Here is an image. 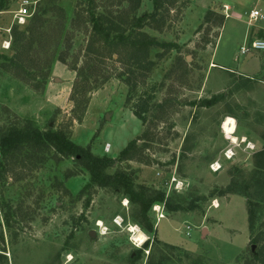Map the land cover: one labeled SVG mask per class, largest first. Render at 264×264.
Returning <instances> with one entry per match:
<instances>
[{
    "label": "rangeland",
    "instance_id": "rangeland-1",
    "mask_svg": "<svg viewBox=\"0 0 264 264\" xmlns=\"http://www.w3.org/2000/svg\"><path fill=\"white\" fill-rule=\"evenodd\" d=\"M29 1L24 22L15 19L22 0L0 9V136L59 130L114 158L136 138L133 158L105 172L123 171L147 193L163 189L182 208L155 203L157 221L153 204L151 232L122 192L86 186L74 156L23 145L0 156V264H260L251 245L257 252L264 242V51L239 48L251 28H264V0H161L156 11L151 0ZM253 9L263 17L248 25ZM91 13L157 42L145 77L130 49L93 51L102 43L90 45ZM140 93L153 94L143 123L131 106ZM227 116L234 142L221 128Z\"/></svg>",
    "mask_w": 264,
    "mask_h": 264
},
{
    "label": "trees",
    "instance_id": "trees-1",
    "mask_svg": "<svg viewBox=\"0 0 264 264\" xmlns=\"http://www.w3.org/2000/svg\"><path fill=\"white\" fill-rule=\"evenodd\" d=\"M151 1L155 11L162 4L161 0ZM2 5L3 0H0V9ZM154 13L155 12H152L148 16H139L135 18L137 26L138 23H145L149 18L153 19ZM96 18L100 19L101 17H93L91 13V25L95 32L92 35L90 45L92 46V44L96 41H100L102 45L93 49V51L98 52V49H107V51H111L115 50L117 46L118 48L123 46V48L130 49L131 58H133L132 63L136 65L137 69H139V74H141V68L145 69V73L142 75V77H145L147 73L151 71L153 64L150 59H146L149 46L155 45L157 42L153 39L141 42V33H139V36L130 32L124 34L123 29H112L111 26L103 25L102 20H96ZM112 31H115L114 35H112ZM262 36V38H264V34ZM24 37L25 35L22 32L21 36L15 39H24ZM76 81L78 85V83H80L79 81H87V79L83 76L77 78ZM152 99V93H140V95H138L132 102V113L134 117L142 123L145 121V114L150 108ZM136 141V138L130 140L122 149L119 150L117 156L114 158L108 156L106 153L101 155L92 154L88 148L78 146L69 137H67L64 132L59 130L47 129L45 131H40L35 127L24 129L11 128L6 134H2L0 136V156L9 157V159L13 158L16 152L19 151L20 147L23 145H30L38 149L42 147L46 149L52 148L55 153L60 156H74L80 166L83 167L89 174L86 186H88V184H92L98 187L109 188L114 192H122L128 202L135 203L138 206L137 214L140 217L141 225L152 232V223L148 217V212L153 204L164 202L165 206L171 210L181 209L182 206L180 204H170L168 197H165L163 189H157L147 193L146 187L144 188L141 185L135 187L132 179L123 171H115L114 173L105 172V169L112 166L117 160L132 159L134 156V149L136 148ZM191 205V207H196L194 202ZM6 221H8V218ZM252 241L255 242L259 240L252 238ZM147 244L148 242H145L144 247H146ZM140 252L141 250L137 249L134 251V255L131 254L132 261L140 256ZM252 256L254 260L259 261L260 264H264V242L262 243L259 251L252 252ZM157 264H163L162 258L157 262Z\"/></svg>",
    "mask_w": 264,
    "mask_h": 264
},
{
    "label": "built area",
    "instance_id": "built-area-1",
    "mask_svg": "<svg viewBox=\"0 0 264 264\" xmlns=\"http://www.w3.org/2000/svg\"><path fill=\"white\" fill-rule=\"evenodd\" d=\"M30 1L29 0H22L21 2V6L20 8L17 10L16 15H15V19L17 20V22H24V19L29 16V5ZM228 8L226 5H224V12H227ZM263 16L260 14V12L257 9H253L249 12L248 14V20H247V24L250 25L252 22H254L255 20H257L258 18H262ZM258 51H264V38H254L250 41L247 42V44L245 45H241L239 48V54H247L249 52H258ZM105 149L104 150H109V144H105ZM170 183H171V187L173 188V190L175 191H179L183 188V183L178 180L175 175H170ZM169 180V179H168ZM167 180V181H168ZM153 210L156 212V219L157 221L160 218H163L164 215L161 212L162 209L161 207H159L158 205H153ZM188 228V226H187ZM186 235L188 234V232L186 231L185 233Z\"/></svg>",
    "mask_w": 264,
    "mask_h": 264
},
{
    "label": "bare ground",
    "instance_id": "bare-ground-1",
    "mask_svg": "<svg viewBox=\"0 0 264 264\" xmlns=\"http://www.w3.org/2000/svg\"><path fill=\"white\" fill-rule=\"evenodd\" d=\"M234 127H235V123H234V119L232 117L227 116L221 125V128L223 130V133L227 136H229L230 140L232 142L235 141V137L233 136V132H234ZM129 231H132V240L138 242V243H142L145 239H146V235L141 232L140 230H137V228H134L133 226L129 227Z\"/></svg>",
    "mask_w": 264,
    "mask_h": 264
},
{
    "label": "crops",
    "instance_id": "crops-1",
    "mask_svg": "<svg viewBox=\"0 0 264 264\" xmlns=\"http://www.w3.org/2000/svg\"><path fill=\"white\" fill-rule=\"evenodd\" d=\"M264 34V28L260 26H255L254 28H251L246 35V41H250L254 38H262V35ZM210 65H214V63H210Z\"/></svg>",
    "mask_w": 264,
    "mask_h": 264
},
{
    "label": "water",
    "instance_id": "water-1",
    "mask_svg": "<svg viewBox=\"0 0 264 264\" xmlns=\"http://www.w3.org/2000/svg\"><path fill=\"white\" fill-rule=\"evenodd\" d=\"M251 251L252 252L254 251V245H251Z\"/></svg>",
    "mask_w": 264,
    "mask_h": 264
}]
</instances>
